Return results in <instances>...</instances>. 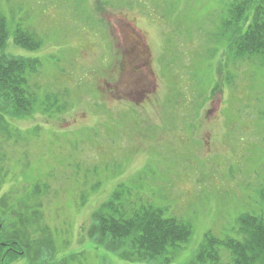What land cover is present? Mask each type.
Here are the masks:
<instances>
[{"label": "rangeland", "instance_id": "374dc122", "mask_svg": "<svg viewBox=\"0 0 264 264\" xmlns=\"http://www.w3.org/2000/svg\"><path fill=\"white\" fill-rule=\"evenodd\" d=\"M261 2L236 21L241 0H0L6 53L38 61L33 109L0 139V247L22 253L4 264H233L225 246L197 257L206 235L244 241L242 218L264 219V58L229 49ZM18 30L42 46L18 47ZM108 201L119 218L162 209L192 236L120 259L90 235Z\"/></svg>", "mask_w": 264, "mask_h": 264}, {"label": "trees", "instance_id": "16d2710c", "mask_svg": "<svg viewBox=\"0 0 264 264\" xmlns=\"http://www.w3.org/2000/svg\"><path fill=\"white\" fill-rule=\"evenodd\" d=\"M250 3L251 0H241L240 4L233 5L236 21L245 20ZM8 38L7 21L0 11V139L5 142L13 141L15 136L7 116L21 118L33 109L35 98L30 96L25 88L26 73L28 69L38 68L37 60L6 53ZM235 38L229 49L235 50L237 58L253 55L264 58V0L256 5L246 31ZM14 41L18 47L24 49L36 50L42 46V40L27 30H18ZM116 197L117 195L114 198ZM1 198L2 196L0 200L5 201ZM3 208L6 209L5 205ZM8 212L5 210V213ZM117 213H120V210L112 201L105 203L101 210L93 215L90 235L99 242L111 243L112 248H109V245L107 247L120 259L128 262L155 261L167 248H177L187 242L193 233L190 224L175 218H165L162 209L143 208L129 218H119ZM242 223V229L246 233L244 241L232 238L222 240L210 233L206 235L202 246L204 249L197 260L205 259L206 254L213 257L217 246H225L233 256V264H264V219L247 215L242 218ZM20 254L22 253L18 249L6 250L0 247L2 264L7 257L9 260L18 259ZM168 261L170 259L165 260Z\"/></svg>", "mask_w": 264, "mask_h": 264}, {"label": "flooded vegetation", "instance_id": "af4514ba", "mask_svg": "<svg viewBox=\"0 0 264 264\" xmlns=\"http://www.w3.org/2000/svg\"><path fill=\"white\" fill-rule=\"evenodd\" d=\"M134 37H135V43L132 44V51L135 53V55L138 54V56H140V57L143 55L144 58H145V61H146L145 65L148 66L149 62H150V59H149V47L147 45H145V48L142 50V45L140 44L139 39L136 38V37H138V34H135ZM140 50L143 51V52H139ZM132 51L128 50L129 53H131ZM1 227H2V220L0 219V228ZM13 241H11V242H13ZM5 243H6L5 241L2 242L0 240V244L5 245Z\"/></svg>", "mask_w": 264, "mask_h": 264}]
</instances>
